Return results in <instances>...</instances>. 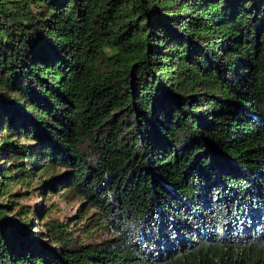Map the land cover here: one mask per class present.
Returning a JSON list of instances; mask_svg holds the SVG:
<instances>
[{"label":"trees","instance_id":"obj_1","mask_svg":"<svg viewBox=\"0 0 264 264\" xmlns=\"http://www.w3.org/2000/svg\"><path fill=\"white\" fill-rule=\"evenodd\" d=\"M0 264H264V0H0Z\"/></svg>","mask_w":264,"mask_h":264},{"label":"rangeland","instance_id":"obj_2","mask_svg":"<svg viewBox=\"0 0 264 264\" xmlns=\"http://www.w3.org/2000/svg\"><path fill=\"white\" fill-rule=\"evenodd\" d=\"M18 142H23V140H18ZM48 176H42L39 179H35L32 186H15L12 188V194H15L17 192L20 193H26V197L21 201L24 205H29L31 208H35L36 206H40L42 200L41 198L36 199L35 195H39L38 193H41L40 191V185L41 182L44 179L50 178ZM44 203L52 204L54 203L57 208L53 210V216L55 217H62L64 220H70L74 219L78 215V210L80 208V203L78 200H65L61 198L60 196H52L47 195L45 197ZM104 239L102 232H94L91 236V240L93 241H100ZM83 242H85L83 240Z\"/></svg>","mask_w":264,"mask_h":264}]
</instances>
